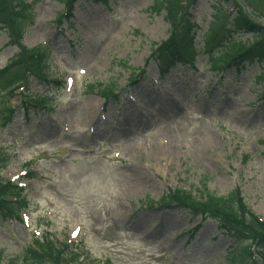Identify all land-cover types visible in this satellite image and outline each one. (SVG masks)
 <instances>
[{
    "label": "rangeland",
    "instance_id": "obj_1",
    "mask_svg": "<svg viewBox=\"0 0 264 264\" xmlns=\"http://www.w3.org/2000/svg\"><path fill=\"white\" fill-rule=\"evenodd\" d=\"M31 1L36 23L22 45L48 47V78L74 83L69 92H55L32 78L29 96L48 97L47 111L34 109L11 124L3 120L7 110L19 108L27 91L14 87L11 99L0 93V150L8 158L2 178L25 182L36 198L31 223L1 220L0 264L33 248L34 235L46 229L62 240L84 241L89 264H232L233 240L218 223H204L187 244L188 235L176 236L200 220L149 205L169 189L198 194L205 185L226 196L239 187L246 205L264 220V77L258 78L264 65L220 77L200 50L203 33L239 14L236 2L264 28V0H181L201 30L198 59L194 69L179 66L158 89L151 84L158 67L149 60L172 32L165 13L153 9L159 0H111V9L79 1L73 23L62 25V1ZM237 37L250 43L259 38ZM10 41L0 31V69L19 52ZM82 67L88 68L85 76L77 74ZM144 69L146 79L131 88L132 76ZM112 84L121 103L112 100L102 117L107 102L100 92ZM113 144L119 160H113ZM24 169L35 174L32 181L21 176ZM243 243L241 248L254 245Z\"/></svg>",
    "mask_w": 264,
    "mask_h": 264
},
{
    "label": "trees",
    "instance_id": "obj_2",
    "mask_svg": "<svg viewBox=\"0 0 264 264\" xmlns=\"http://www.w3.org/2000/svg\"><path fill=\"white\" fill-rule=\"evenodd\" d=\"M62 1L66 2L69 15L71 16V10H73V6L78 0ZM92 1L95 4L108 5V0ZM158 8L159 10L165 9V17H167L173 30L171 39L163 43L153 54L156 66H158L162 74H166L167 71L169 72L178 63H193L194 44L198 29L196 24L186 15L188 7L182 5L181 0H160ZM30 12V9L21 0H0V28L8 29L11 34L15 35L18 41H22L27 28L34 21V17ZM240 31H245L252 35L261 33L264 37V31L261 27L249 23L243 15L232 19L231 25L225 28L224 31L216 29L211 34V41H208V49L212 50L214 48L210 47L211 44L212 46H220V44L225 45L231 41L234 42L232 49L226 52V55L221 56L217 64L215 61L213 62L216 64L217 70L225 71L230 67H234L239 71L243 68L246 61L252 64V62H262L264 60V39L261 40L260 38L251 45L252 47L249 45L242 47L241 45H237L238 42L235 40V35H238ZM27 55L26 61L22 63L24 67L20 64L15 70H9L8 68L0 72L2 88L9 89L15 84H19L24 71L28 70L29 74L32 71L43 73L46 71L48 53L44 47L28 51ZM115 88V84H112L104 91L108 98L115 94ZM1 193L3 196L18 194L15 188L4 185H0V195ZM150 205L149 207H153V205L157 206L153 202ZM163 207L168 210L174 208L185 209L194 217L214 218L220 221L224 226L223 228L230 235L231 233L227 229L229 225L244 230H256L259 232V239L256 244L259 250L264 248V224H259L255 214L246 206L239 189L234 190L225 197H220L215 193L207 191L205 185H203L201 190H198V195L193 194L191 191L177 189L170 191L167 197L161 199L159 208ZM0 210L4 215L7 214L8 210H11V204L0 201ZM36 246L35 250L27 251L20 259L12 261L9 264H62L66 261L65 256H68L70 261L78 259L75 253L68 252L69 247L65 245H62V249L64 248L63 252L46 240L36 241ZM245 256H249V253L246 252ZM262 260L264 262V259ZM259 263L260 261L258 260L255 262V264Z\"/></svg>",
    "mask_w": 264,
    "mask_h": 264
}]
</instances>
